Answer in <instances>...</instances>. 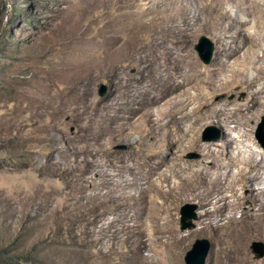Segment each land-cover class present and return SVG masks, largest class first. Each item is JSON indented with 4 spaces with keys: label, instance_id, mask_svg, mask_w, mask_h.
Segmentation results:
<instances>
[{
    "label": "bare ground",
    "instance_id": "6f19581e",
    "mask_svg": "<svg viewBox=\"0 0 264 264\" xmlns=\"http://www.w3.org/2000/svg\"><path fill=\"white\" fill-rule=\"evenodd\" d=\"M95 13L103 26L93 55L68 78L87 94L106 80L116 96L92 111L83 170L55 215L97 212L100 252L130 244L129 264L175 262L199 234L213 239L211 264H254L251 242L264 240V151L239 141L245 117L264 113V0H76L62 22L76 28ZM204 32L217 40L208 72L191 47ZM218 93L234 95L238 107L215 102ZM243 96L251 104H237ZM206 123H233L239 135L206 142ZM115 142L141 149L114 159ZM188 150L202 158L187 160ZM184 201L199 208L189 233L178 226Z\"/></svg>",
    "mask_w": 264,
    "mask_h": 264
},
{
    "label": "rangeland",
    "instance_id": "374dc122",
    "mask_svg": "<svg viewBox=\"0 0 264 264\" xmlns=\"http://www.w3.org/2000/svg\"><path fill=\"white\" fill-rule=\"evenodd\" d=\"M75 1L0 0V264L131 262L128 258L130 244L127 243L117 242L119 254L100 252L98 235L102 223L94 222L99 218L97 212L79 214L71 221L67 210H59L56 215L53 211L54 206L63 203L68 192L66 186L73 175L83 170V148L87 142L83 135L92 111L103 108L116 96L106 80L94 88L93 93L87 94L75 84L77 82L68 78L72 68L92 57L93 46L103 26L100 13H95L93 20L91 16L84 18L76 28L64 26L62 21ZM234 9L238 8L234 6ZM203 36L213 44L208 63L197 49ZM216 43L214 35L204 32L198 34L191 45L205 72L212 69ZM140 76L134 74L132 82L140 83ZM234 97L218 93L214 100L229 104L234 110L238 107L232 103ZM251 100L243 96L236 103L251 104ZM245 120L242 128L246 135L239 143L247 145L248 151L251 148L264 151V113L250 114ZM201 134L204 141L218 144H222L227 135H239L233 123L222 126L206 123L201 127ZM130 149L136 153L141 147L115 142L110 153L117 159ZM185 158L198 160L202 153L188 150ZM184 207L188 214H195L187 219L192 226L186 228L182 220ZM198 212L196 202L180 203L178 226L182 232L189 233L198 227ZM91 229H94L95 242H91ZM197 239L209 241L206 264H211L214 242L207 234L194 237L179 255V260L162 259L158 263L186 264V255ZM256 242L264 244V240L257 238L251 242L254 264H264V255L259 256L254 246Z\"/></svg>",
    "mask_w": 264,
    "mask_h": 264
},
{
    "label": "water",
    "instance_id": "95a60500",
    "mask_svg": "<svg viewBox=\"0 0 264 264\" xmlns=\"http://www.w3.org/2000/svg\"><path fill=\"white\" fill-rule=\"evenodd\" d=\"M197 49L200 53V56L206 63L210 62L213 54V44L211 41L203 36L200 43L197 45ZM264 125V124H263ZM189 206V205H188ZM183 208V228L192 226V222H187V219L195 217V214H188ZM256 251L259 253V256L264 255V244L262 242H256L254 244ZM210 243L207 239H197L193 248L186 255V264H206V258L209 253Z\"/></svg>",
    "mask_w": 264,
    "mask_h": 264
}]
</instances>
